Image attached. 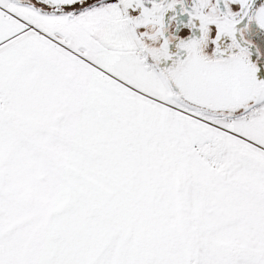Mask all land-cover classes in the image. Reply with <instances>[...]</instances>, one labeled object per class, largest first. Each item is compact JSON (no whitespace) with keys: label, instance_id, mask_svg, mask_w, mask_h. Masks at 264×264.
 <instances>
[{"label":"snow or ice","instance_id":"1","mask_svg":"<svg viewBox=\"0 0 264 264\" xmlns=\"http://www.w3.org/2000/svg\"><path fill=\"white\" fill-rule=\"evenodd\" d=\"M20 199L61 234L28 258ZM130 221L186 243L128 264H264V0H0V264Z\"/></svg>","mask_w":264,"mask_h":264},{"label":"rangeland","instance_id":"2","mask_svg":"<svg viewBox=\"0 0 264 264\" xmlns=\"http://www.w3.org/2000/svg\"><path fill=\"white\" fill-rule=\"evenodd\" d=\"M8 219L9 228L19 237L11 249L13 254L32 257L41 252L49 241L61 238L60 233L49 230V224L33 225L27 199H20L9 209ZM185 243L184 236L179 233L168 234L154 224L130 221L126 226L113 230L100 243L88 237L82 238L70 251L89 255L96 264H128L142 257L179 258L184 253Z\"/></svg>","mask_w":264,"mask_h":264}]
</instances>
